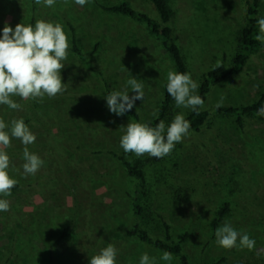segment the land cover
Wrapping results in <instances>:
<instances>
[{
  "label": "rangeland",
  "instance_id": "obj_1",
  "mask_svg": "<svg viewBox=\"0 0 264 264\" xmlns=\"http://www.w3.org/2000/svg\"><path fill=\"white\" fill-rule=\"evenodd\" d=\"M119 1L91 0L80 7L57 0L46 8L34 0H0V29L5 22L14 28L32 18L59 22L70 44L61 69L64 92L35 100L13 97L20 110L0 105V118H23L28 124L37 139L27 147L44 161L35 175L25 176L24 145L12 139L6 149L18 188L4 197L10 210L0 212V264H89L107 243L118 250L117 264H137L144 252L164 264L162 251L124 233L135 222L129 194L136 180L127 175L120 155L143 171L140 225L152 238L163 237L166 222L174 240L185 235L182 249L189 264H264V116L244 113L238 133L232 115L215 113L221 100L241 106L264 93V48L249 55L241 73L210 86L200 109L210 113L208 118L169 155L126 154L119 147L120 126L156 116L175 65L144 23L102 8ZM127 1L159 22L151 1ZM166 1L173 10V37L192 78L200 83L221 63L230 68L248 0ZM258 16H264V0ZM72 37L79 54L72 50ZM133 76L145 93V101L135 102L138 121L111 113L104 98L106 90H125ZM181 111L190 112L176 108L173 100L169 117ZM225 202L229 212L217 226L228 221L247 232L256 241L253 250L215 243L214 221ZM173 257L171 264H180Z\"/></svg>",
  "mask_w": 264,
  "mask_h": 264
},
{
  "label": "clouds",
  "instance_id": "obj_2",
  "mask_svg": "<svg viewBox=\"0 0 264 264\" xmlns=\"http://www.w3.org/2000/svg\"><path fill=\"white\" fill-rule=\"evenodd\" d=\"M38 5L52 8L57 0H34ZM67 2V0H66ZM84 7L91 0H72ZM258 32L255 39L264 45V16L256 21ZM69 37L64 26L59 22L37 19L34 23H18L13 28L5 22L0 29V105L12 110H20L21 104L13 99L22 100L49 98L65 91L61 69L68 57ZM166 90L174 100L175 107L189 109L199 114L205 107V100L199 94L200 84L191 73L170 70L166 77ZM132 93V95H129ZM106 106L116 116H123L135 107L137 100L145 101L142 83L136 77L127 80L125 90H113L104 96ZM223 101L217 103L219 109ZM264 116V106L257 110ZM155 115V113H154ZM191 123L184 112H177L172 120L166 123L159 120L155 127L147 122H131L120 126L122 135L119 147L124 153H134L137 157L147 154L156 159L169 155L176 144L182 143L190 135ZM17 139L23 150V174L35 175L44 165L43 159L28 149V145L36 142V135L31 131L23 118L6 121L0 118V212L10 210V203L4 197L12 195V189L18 181L10 175V156L7 148L11 140ZM215 243L224 249L239 248L240 250L255 248L256 241L247 232L237 230L230 222L224 221L215 229ZM118 250L107 243L105 247L90 257L89 264H117ZM174 257L169 251H163L159 261L171 264ZM137 264H158L156 257L147 252L140 255Z\"/></svg>",
  "mask_w": 264,
  "mask_h": 264
},
{
  "label": "trees",
  "instance_id": "obj_3",
  "mask_svg": "<svg viewBox=\"0 0 264 264\" xmlns=\"http://www.w3.org/2000/svg\"><path fill=\"white\" fill-rule=\"evenodd\" d=\"M155 6L159 14V22L153 20L147 13L141 12L133 8L127 0H121L116 4L109 6H102L103 9L115 13L124 14L130 18L136 19L146 25L149 32L156 36L162 43L163 47L166 49L168 54L173 60L175 65V71L177 72H188V66L186 58L182 53L180 46L175 42L173 37V29L170 25L172 19L173 10L169 6L166 0H149ZM261 4V0H248L247 11L245 15V23L240 29L238 36V45L233 56V62L230 68H226L223 63L214 66L204 73L200 80V88L197 94L206 100L207 95L210 91V86L212 84L218 83L226 79L230 74H239L244 70V65L249 57V55L256 51L257 49H263L264 45L259 43L255 37L258 32V25L255 21L257 19L258 8ZM29 23H34L33 18ZM72 50L76 53H80L77 48L75 37H72ZM167 82V81H166ZM166 82L163 86V97L160 101L156 116L147 121L152 127H155L159 120H164L166 123L170 122L172 119L169 117V111L171 109L173 99L168 95L166 90ZM111 91L106 90V94ZM264 106V93H262L257 100L252 103L241 105V106H225L223 105L219 109L215 108V113H225L232 115L234 120V129L240 133L242 128V115L255 114L258 115L257 110ZM209 112L205 110H199L197 115L194 112H189L186 115L191 123V128L194 131L199 130L202 124L206 121L209 116ZM126 115L135 121L139 120V114L137 113L135 107L130 110ZM120 163L127 175L133 177L136 182L134 185L133 192L129 194L132 206V214L135 218L134 224L125 229V235L127 237H134L138 241L144 244L155 247L160 251H169L175 256L180 264H189L188 258L182 249V241L185 239V235L179 240H174L170 234V226L168 223L164 222V234L162 238H152L147 230L140 225L142 219V201L146 194L145 178L142 169L139 167L138 163L131 164L125 156H118ZM18 188V184L12 189V192ZM229 212V205L225 202L222 206L217 209L216 219L214 221V227L220 222V220ZM68 227L64 228L63 235L67 234Z\"/></svg>",
  "mask_w": 264,
  "mask_h": 264
}]
</instances>
